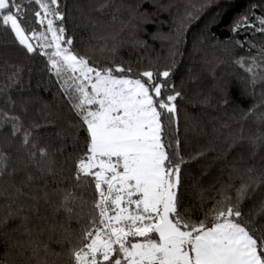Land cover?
Listing matches in <instances>:
<instances>
[{"label": "trees", "instance_id": "16d2710c", "mask_svg": "<svg viewBox=\"0 0 264 264\" xmlns=\"http://www.w3.org/2000/svg\"><path fill=\"white\" fill-rule=\"evenodd\" d=\"M23 2L27 19L32 21L26 24L27 29L43 31L34 22L39 6ZM201 3L59 0L64 20L55 22L65 28V39H72L73 52L88 57L90 64L130 66L133 74L171 70L167 82L181 96L175 101L177 121L169 129L165 120V132L173 133L174 144L179 140L178 151L185 162L181 166L178 208L181 213L190 210L193 221L205 219L222 193L235 203V189L242 178L247 179L249 167L257 180L264 181V148L253 157L248 145V138L264 135V121L258 119L264 114V54L259 51L264 49V32L258 31L264 27L260 23L264 0H217L195 19H186L191 5L199 7ZM244 17L246 25L233 31ZM253 57L262 65L255 69V84L252 74L245 71ZM241 58L244 67L236 63ZM61 84L62 80L48 71L45 56L27 53L11 30L0 25V110L20 116L25 129L39 125L40 146L49 147L55 154V168L63 170V176L57 177L63 179L59 187L74 190L77 197L67 205L72 211H65L61 206L63 194H52L57 184L49 178L47 202L40 200L32 207L33 201L21 197L12 208L16 214L4 222L9 210L2 193L4 189L8 194L14 190L7 180L0 181V264H73L70 250L94 214V182L87 180L77 188L70 178L75 160L87 151L88 134L86 127L78 126L80 118L71 109ZM171 94V90L163 93ZM240 134L245 137L243 146L229 148ZM60 148L65 149L63 153L56 151ZM0 149L11 154L13 166L25 157L20 137H12L7 124L0 128ZM69 154L72 160H67ZM23 176L20 173L11 183H18ZM241 210L244 221H253L257 228L264 225V183L248 194ZM25 228L31 230V237ZM29 240L41 245L38 256H33L26 243L24 248L18 246Z\"/></svg>", "mask_w": 264, "mask_h": 264}, {"label": "snow or ice", "instance_id": "6c2138e0", "mask_svg": "<svg viewBox=\"0 0 264 264\" xmlns=\"http://www.w3.org/2000/svg\"><path fill=\"white\" fill-rule=\"evenodd\" d=\"M27 2L39 6L34 22L43 31L27 29L26 24L32 21L27 19L23 0H0V25L11 30L27 53L39 52L47 58L48 71L62 80L64 95L80 118L78 126L86 127L88 134L87 151L75 160L70 178L77 188L87 180L93 181L97 199L89 227L70 250L73 264H264V225L257 228L253 221H244L241 210L248 194L264 183L253 175V168L247 169V179L242 178L235 189V203L230 195L222 193L210 213L199 221L190 219V210L181 213L178 208L185 161L178 151L179 140L174 144L173 133L165 132V120L169 129L177 121L175 101L181 96L167 82L171 70L133 74L130 66L90 64L88 57L73 52V41L65 39L62 23L59 27L55 24L64 20L59 0ZM216 2L202 0L199 7L191 5L192 11L185 18L195 19ZM246 22L247 17L242 18L233 31ZM260 23L264 25V19ZM258 31L264 32V27ZM259 51L264 54V49ZM236 63L244 67L242 58ZM261 67L253 57L245 68L252 74L253 84L255 69ZM168 90L174 94L164 96ZM9 103L15 102L9 99ZM0 112V128L7 124L12 137H20V148L25 152L13 166L11 154L0 149V181L7 180L14 190L8 194L4 189L2 193L9 210L4 222L16 214L12 208L21 197L33 201L32 207L40 200L47 202L49 178L57 184L52 194L62 193L61 206L71 212L67 205L76 200L75 191L59 187L63 179L57 177L63 176V170L55 168V154L49 147L40 146L41 137L36 132L39 125L25 129L20 116ZM258 119L264 121V114ZM244 141L242 134L237 135L229 148L243 146ZM262 141L264 135L248 138L253 157L264 148ZM72 159L69 154L67 160ZM20 173H24L20 181L11 183ZM37 182H42L39 187ZM20 207L22 210L23 205ZM25 233L32 235L27 228ZM25 243L33 256L39 255L41 245L37 241L18 246L24 248ZM43 250L47 252L46 245Z\"/></svg>", "mask_w": 264, "mask_h": 264}]
</instances>
